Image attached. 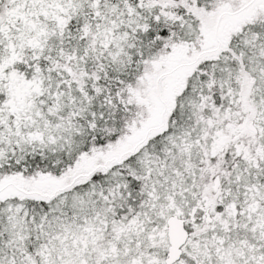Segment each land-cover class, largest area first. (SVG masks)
Listing matches in <instances>:
<instances>
[{"label": "trees", "instance_id": "obj_1", "mask_svg": "<svg viewBox=\"0 0 264 264\" xmlns=\"http://www.w3.org/2000/svg\"><path fill=\"white\" fill-rule=\"evenodd\" d=\"M240 1L0 0V64L30 90L9 110L0 76V183L8 181L0 192L15 190L0 196V264L84 263L104 246L99 263L125 264L127 252L150 254L148 238L168 218L189 220L203 203L214 211L199 249L217 244L235 251L237 264H264L262 15L199 52L161 130L66 174L79 155L116 144L144 120L131 90L149 61L177 43L198 47L200 22ZM165 2L175 17L160 11ZM245 120L255 133L235 130ZM38 173L70 179L50 191L10 180ZM73 239L87 250L75 251Z\"/></svg>", "mask_w": 264, "mask_h": 264}, {"label": "rangeland", "instance_id": "obj_2", "mask_svg": "<svg viewBox=\"0 0 264 264\" xmlns=\"http://www.w3.org/2000/svg\"><path fill=\"white\" fill-rule=\"evenodd\" d=\"M159 7L160 11L166 12V14L171 17H175L174 13L170 11L169 6L166 2L159 5ZM257 15L264 16V0H241L240 3H238L233 9H230L227 14L219 17L217 21L215 20L214 22L208 24L200 22L201 37L200 41L197 42L198 47H196L194 44L177 43L171 46V50L169 52L149 61L141 77V85L131 90L132 98H134L135 101L142 103L147 109V114L144 120H142L137 126L134 123L131 124L129 127L130 131L123 137L122 140L118 141L116 144H108L105 146L95 147L92 148L89 152H85L79 155L75 160L73 166L66 174H70V172L72 171L86 172L96 164L103 163L111 157H117L124 150L132 148L141 140L161 130L165 125L167 115L170 108L172 107L174 93H176L180 89L183 78L188 72H190V70L194 66L196 59L200 55L199 52L206 51L212 48L217 42L218 38L221 41L225 42L231 32L234 31V29L238 28L236 27L237 25H240L243 21L250 18L252 19ZM14 16V18H16L17 15ZM15 21H13V23H15ZM22 21L27 26L31 24V20H28L27 14L24 16V18H22ZM9 48L11 50V54L13 55V45L9 44ZM7 64L8 62L0 64V76H4L6 87L8 89V97L6 99L8 109L15 110L16 105L20 107V102H16V100L18 98L23 99L30 90L22 88L21 83L19 82V78L14 71L9 70L7 71V73L5 72ZM249 121L245 120L238 123L236 125V128L234 127L235 130H250L248 128ZM214 143L221 144L223 142L219 138ZM237 148H239V146ZM68 177H65L64 175H61L60 177H51L47 174L38 173L36 177H32L28 180H24V177H22L21 175H13L10 180H12L13 183H17L27 188L33 187L40 190L44 189L46 191H50L53 188L57 187V185L65 183ZM7 182V180H3L0 183V190ZM206 190V193H210L209 186L207 185ZM10 193H15L14 186H8L7 188H5L0 192V196ZM213 211L214 210L212 206L211 213ZM204 225L205 223L202 221L200 225L191 226L192 236L187 245V248H195V243L199 241L198 235H200V233H202L205 229ZM158 235L159 236L157 237V239H155V235H151V237L148 238L150 241L148 242L147 246H150L151 248L149 257H146L148 253L145 249H141L139 251H136L135 253L127 252L123 255L124 260L128 261L127 264H155V262L159 261L158 259L161 258V254L165 251L167 243L166 235L163 230H161ZM56 238L58 240H62L63 236L56 235ZM72 242L74 250L78 251L79 254L87 250L86 244L85 246H83L82 244L81 246H77L74 239L72 240ZM218 246L219 245L214 244L212 246L211 253L217 256V260L222 262L221 264L237 263L235 251L224 248L221 250L220 248H218ZM110 247L114 248L113 243ZM215 247H217L218 249H216ZM104 248H97V251H95L96 249H94L93 254L95 253V255H86L84 263L79 260L77 264H92L94 263L92 262L93 259L96 260V263L94 264H97V262L99 263L98 259H101L100 255L103 254L101 250ZM110 254L112 257H115L114 251H111ZM74 258H76V256ZM188 262L189 260L183 257L175 264H188ZM69 264H72V261H70ZM99 264H101V262Z\"/></svg>", "mask_w": 264, "mask_h": 264}, {"label": "flooded vegetation", "instance_id": "obj_3", "mask_svg": "<svg viewBox=\"0 0 264 264\" xmlns=\"http://www.w3.org/2000/svg\"><path fill=\"white\" fill-rule=\"evenodd\" d=\"M199 210L193 212V214L190 216L189 220H183L182 222V227L181 230L183 231L182 233H185V239L180 242V240L177 239V237L173 238V245L175 247V251L177 252L176 257L170 262L169 264H175L178 262L180 259L183 257L187 258L189 260L188 264H221L219 260H217V256L213 255L211 253L212 248L209 249V247H205V244H202L204 246L203 249H199L200 243H201V233L198 235L199 241L195 243V248H187V245L191 239L192 236V230L191 226H197L200 225L201 222L203 221L205 224H210L212 222V213H211V206H208L207 203H203L202 206H198ZM209 214L211 217V222L207 223L205 221L206 215ZM178 218V217H177ZM203 218V219H202ZM181 219V218H178ZM162 230L165 232L166 235V248L165 251L161 254V258L158 259L159 261L155 262V264H166L165 259L168 256V247L171 245L170 240L167 236V230L163 227ZM182 239V238H181ZM216 249L220 248L221 250L223 249L222 246L215 247ZM150 254L147 255L149 257ZM174 257V256H173ZM130 262V261H129ZM128 261L125 263L127 264ZM104 264H107L104 262ZM130 264V263H129ZM237 264V263H233Z\"/></svg>", "mask_w": 264, "mask_h": 264}, {"label": "water", "instance_id": "obj_4", "mask_svg": "<svg viewBox=\"0 0 264 264\" xmlns=\"http://www.w3.org/2000/svg\"><path fill=\"white\" fill-rule=\"evenodd\" d=\"M248 128L254 133L257 131L253 121L248 122ZM205 221L207 223L211 222V217L209 216V214L206 215ZM182 222H183L182 219H178L177 217H172V218H168L166 224L164 225V228L167 230V236L171 243V245L168 247V256L165 259L166 264L172 262V260L177 255V252L175 251V247L173 245V238L177 237V239L180 240V242H182L185 239L186 235L185 233L183 234L182 233L183 231L181 230Z\"/></svg>", "mask_w": 264, "mask_h": 264}]
</instances>
